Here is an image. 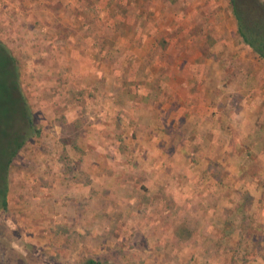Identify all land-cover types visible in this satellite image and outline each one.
Instances as JSON below:
<instances>
[{"label": "rangeland", "instance_id": "374dc122", "mask_svg": "<svg viewBox=\"0 0 264 264\" xmlns=\"http://www.w3.org/2000/svg\"><path fill=\"white\" fill-rule=\"evenodd\" d=\"M0 42V134L16 73L41 130L0 264H264V60L231 0H0Z\"/></svg>", "mask_w": 264, "mask_h": 264}, {"label": "trees", "instance_id": "16d2710c", "mask_svg": "<svg viewBox=\"0 0 264 264\" xmlns=\"http://www.w3.org/2000/svg\"><path fill=\"white\" fill-rule=\"evenodd\" d=\"M120 1L126 2V0ZM249 3L244 5L240 4L239 0H231L233 14L237 21V33L241 43L249 46L259 59L264 60V4L260 0H249ZM121 13H124V10H121ZM2 42L0 43L2 44ZM4 49L6 55L5 76H8V68L14 61V57L5 46ZM9 80L7 82L9 91H7L6 101H9L10 104V111L8 112L10 123L0 134V195L3 197L0 198L1 210L7 206L4 197L8 194L11 163L29 140L30 135H37L41 131L33 120L31 107L28 105L20 82H18L17 73ZM133 96H128V100Z\"/></svg>", "mask_w": 264, "mask_h": 264}, {"label": "crops", "instance_id": "0c3cea01", "mask_svg": "<svg viewBox=\"0 0 264 264\" xmlns=\"http://www.w3.org/2000/svg\"><path fill=\"white\" fill-rule=\"evenodd\" d=\"M210 40V39H209ZM252 51V50H251ZM259 60V59H258ZM226 72V71H225ZM214 185V182H211V186H213Z\"/></svg>", "mask_w": 264, "mask_h": 264}]
</instances>
